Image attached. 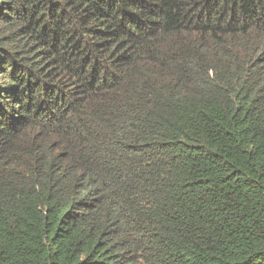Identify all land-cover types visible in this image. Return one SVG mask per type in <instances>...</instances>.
<instances>
[{
	"label": "trees",
	"instance_id": "trees-1",
	"mask_svg": "<svg viewBox=\"0 0 264 264\" xmlns=\"http://www.w3.org/2000/svg\"><path fill=\"white\" fill-rule=\"evenodd\" d=\"M0 264H264V0H0Z\"/></svg>",
	"mask_w": 264,
	"mask_h": 264
}]
</instances>
